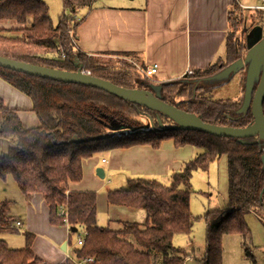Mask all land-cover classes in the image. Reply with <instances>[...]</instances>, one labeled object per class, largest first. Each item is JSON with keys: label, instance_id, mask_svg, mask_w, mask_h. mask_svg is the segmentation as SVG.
I'll list each match as a JSON object with an SVG mask.
<instances>
[{"label": "trees", "instance_id": "16d2710c", "mask_svg": "<svg viewBox=\"0 0 264 264\" xmlns=\"http://www.w3.org/2000/svg\"><path fill=\"white\" fill-rule=\"evenodd\" d=\"M61 1L64 10L55 24L44 0H0V21L21 25L0 27V55L70 71L77 69L75 62H78L91 75L126 88L150 89V84H161V98L165 102L201 116L204 122L233 127H244L252 122L250 111L237 120L229 117L239 108L242 98L212 99L210 92L214 87L198 85L194 91L193 83H182L178 79L154 83L125 58L115 60L80 52L74 43L76 34L70 37L69 31H75L80 21L75 22V17L94 0ZM238 6L235 0L233 8ZM256 10L262 12L263 9ZM231 13L230 29L235 23L236 26L241 24L242 30L241 34L229 30L225 58L184 78L211 76L243 57L244 50L247 51L246 40L242 39L247 18L244 14L232 18ZM0 78L30 97L32 111L40 121L39 126L27 128L18 111L0 101V138L13 144L8 153L0 156V179L5 181L12 177L26 198L41 193L51 224L69 225L77 231L81 227L85 231L80 245L71 239L75 232L69 231L71 258L61 264H76L74 261L88 258L91 260L84 264H185L190 254L176 246L174 237L190 236L193 229L190 207L193 172H207L223 155L228 159V202L222 208L205 213L206 247L201 262L222 264V236L237 234L242 237L245 256L256 264L249 249L251 229L246 215L253 213L264 225V145L260 146L257 136L249 138L248 143H241L235 138L193 130H152V123L158 126L157 112L99 88L3 67H0ZM159 115L164 125L174 124ZM112 125L124 128L112 132ZM167 140L175 147L193 146L201 151L173 172L168 184L153 178L134 177L128 179L124 187L106 192L110 205L145 210V222L115 220L100 226L97 224V193L69 189L70 183L82 180L83 161L99 151L136 145L159 148ZM13 203L11 199H0V232L16 229L12 227L16 219L11 213ZM62 209L68 217L67 223L64 215L59 214ZM25 238V246L21 248H11L0 239V264L41 262L32 249L33 235L25 234Z\"/></svg>", "mask_w": 264, "mask_h": 264}, {"label": "crops", "instance_id": "0c3cea01", "mask_svg": "<svg viewBox=\"0 0 264 264\" xmlns=\"http://www.w3.org/2000/svg\"><path fill=\"white\" fill-rule=\"evenodd\" d=\"M234 2L235 0H110L108 3H97L94 0L90 7L83 9L78 15L80 21L73 31L76 34L75 47L80 52L93 56L117 58V54H128L125 58L137 67L157 64L158 69L153 76L156 82L177 80L189 75V70H203L219 59H224L221 54L223 50L226 54L224 47ZM238 4L243 3L238 0ZM0 101L18 111L25 127L40 125L36 113L32 111L30 97L2 78ZM12 145L9 140L0 138V156L8 153ZM185 147H175L172 141H164L159 148L136 145L109 150L111 159L108 170L100 164L107 163L105 158L85 159L82 180L70 183L69 189L97 193V224L100 226L115 220L145 222L147 214L143 209L108 204L106 192L112 188L102 189L103 182L98 180L101 178L97 176L96 170L101 167L104 177L110 175V172H123L126 183L134 177L166 174L179 170L184 160L193 157L195 147ZM214 165L218 191L222 182H225V206L228 202L227 155L213 162L209 172ZM163 171L166 173H161ZM18 196L20 204L16 212L12 206L11 213L16 218L15 222L20 221L21 225L13 231L23 230L24 238L19 243L21 245L15 241L9 244L4 240L7 245L11 248L24 247L25 234L30 233L33 235L32 249L41 260L40 263L61 264L71 258L68 243L70 229L50 223L49 209L43 195L35 193L26 198L18 191ZM101 211L105 214L104 220L99 219ZM65 243L66 250H63ZM190 257L191 255L188 258Z\"/></svg>", "mask_w": 264, "mask_h": 264}, {"label": "rangeland", "instance_id": "374dc122", "mask_svg": "<svg viewBox=\"0 0 264 264\" xmlns=\"http://www.w3.org/2000/svg\"><path fill=\"white\" fill-rule=\"evenodd\" d=\"M49 6V12L52 17V20L55 24H57L59 16L63 12V4L61 0H44ZM103 1L104 3L110 2V0H95V2ZM243 4L239 5L238 8H233L231 16L238 17L244 14L247 18V25H261L264 27V9L262 12L256 9H260V6H264L263 0H241ZM249 4H251L249 6ZM261 10V9H260ZM79 20V17H75V22ZM0 27L4 28H18L21 27L20 24L13 22L0 21ZM237 30L239 34H241V24L236 26L235 23H232V27L230 32ZM73 34V31H69V35ZM230 34V33H229ZM235 34V33H234ZM242 39L245 40V35L242 36ZM225 49V47H224ZM246 51L244 50L243 57L245 56ZM225 50L221 54V57L225 58ZM108 57V56H105ZM115 60L124 59L123 56L113 57ZM124 60L129 59L125 58ZM131 62V61H130ZM151 81L156 83L154 78H149ZM245 79V70L237 72L231 76V78L227 81L221 82L220 84L214 85V87L210 92V97L212 99H239L243 97V85ZM166 142H171L167 140ZM185 147V146H184ZM181 148V147H179ZM186 148V147H185ZM194 149V155H196L200 149ZM193 155V156H194ZM93 158H105L106 162L100 163L103 165L104 169L108 170V163L111 159V154L109 150H102L92 156ZM192 158V157H191ZM178 159V158H177ZM189 160L187 158L185 161ZM183 162V163H184ZM182 163V164H183ZM106 167V168H105ZM101 168V167H100ZM213 170L210 172H204L201 170H197L193 172L191 184L193 188V192L191 193L190 198V207L192 214L194 216V225L189 238L186 235H176L174 237V243L176 246L182 247L185 249L191 257L188 258L185 264H202L201 260L205 255V247H206V219L205 213L209 210L218 209L224 207L223 201L227 198L224 192V184L223 181L220 185L219 191L217 189V174L215 173L216 165H214ZM178 171V170H176ZM175 172H161L166 174L148 176V178L157 179L165 184L169 183L171 174ZM123 172L122 174L119 171L110 172V175L98 179L103 182L102 189L107 188H119L123 185L125 180H123ZM227 177V174H226ZM97 178V177H96ZM18 185L12 177L7 178L6 181L0 179V199H11L14 201L13 211L16 212L18 208V204L20 201L18 200ZM225 197V199H224ZM224 199V200H223ZM105 217L104 212L99 213V219H103ZM105 219V218H104ZM103 219V220H104ZM247 223L251 229V243H250V253L254 256L256 264H264V225L259 221V219L253 214L248 213L246 215ZM107 222V220H106ZM137 222V221H136ZM102 226H107V224H103ZM111 227H116V225H111ZM84 229L79 228L77 232L72 234V241L76 242L77 238L82 237L84 235ZM23 230L16 231H1L0 239L6 240L9 244L13 243L11 241L23 242ZM222 247H223V263L222 264H253L252 260L245 256V249L242 244V237L237 234H224L222 236ZM202 257V258H201Z\"/></svg>", "mask_w": 264, "mask_h": 264}, {"label": "water", "instance_id": "95a60500", "mask_svg": "<svg viewBox=\"0 0 264 264\" xmlns=\"http://www.w3.org/2000/svg\"><path fill=\"white\" fill-rule=\"evenodd\" d=\"M261 7L264 9V6ZM252 32H256L257 35L255 38L250 39ZM251 33L246 38L247 51L244 57L230 63L211 76L197 79H178V81L182 83H193L195 91L198 85L212 87L229 80L233 74L245 70L242 103L239 108L233 112V115L229 116L230 119L237 120L250 111L253 116V120L250 124L244 127L224 126L204 122L201 116L182 110L177 105L165 102L161 98V84H150V89L122 87L109 80L86 73L83 64L78 62H75L77 69L75 71H70L19 61L0 55V67L56 81L76 83L99 88L125 101L144 106L157 112L158 126H154L152 123V130H193L208 133L214 136L235 138L241 143H248L250 142L249 138L257 136V142L260 146H263L264 27L257 25L253 27ZM159 114L171 119L174 124L170 126L164 125ZM123 128V126L119 125L110 126V130L112 132L122 130ZM74 139L77 141L78 137H75ZM262 161L264 165V154L262 155ZM96 174L100 178H104V170L102 168H98L96 170ZM70 230L72 232H76L77 228L73 227L70 228ZM62 249L66 250V243L63 244Z\"/></svg>", "mask_w": 264, "mask_h": 264}, {"label": "built area", "instance_id": "2783aa9c", "mask_svg": "<svg viewBox=\"0 0 264 264\" xmlns=\"http://www.w3.org/2000/svg\"><path fill=\"white\" fill-rule=\"evenodd\" d=\"M260 9H262V7L260 6ZM75 43V42H74ZM62 57H64V55H62ZM138 70L140 71V73L146 77V78H153V76L156 74L157 72V69H158V65L157 64H154L153 66H150V67H137ZM86 73L90 74V71H86ZM193 71L189 70L188 71V74H192ZM104 161V160H103ZM60 215H64V221L67 223L68 221V217L65 213V209H62L60 212H59ZM21 225V222L20 221H17L15 222V224L12 225V227L16 228ZM68 228H69V225H66ZM70 229V228H69ZM83 243V238L82 237H79L78 240H77V244H82ZM91 259L88 258V259H84V260H81V261H74L76 264H84L85 261H90ZM39 264H43V263H39Z\"/></svg>", "mask_w": 264, "mask_h": 264}, {"label": "flooded vegetation", "instance_id": "af4514ba", "mask_svg": "<svg viewBox=\"0 0 264 264\" xmlns=\"http://www.w3.org/2000/svg\"><path fill=\"white\" fill-rule=\"evenodd\" d=\"M257 26V25H255ZM253 26V27H255ZM252 25H247V21H245L244 23V30H243V35H245V40L247 38V36L251 33V30L253 29ZM256 32H252L250 35V39L255 38L256 37Z\"/></svg>", "mask_w": 264, "mask_h": 264}]
</instances>
